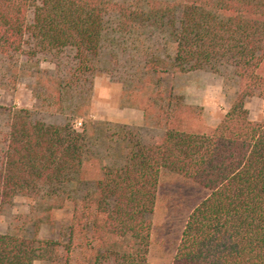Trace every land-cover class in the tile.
I'll list each match as a JSON object with an SVG mask.
<instances>
[{"label": "trees", "instance_id": "16d2710c", "mask_svg": "<svg viewBox=\"0 0 264 264\" xmlns=\"http://www.w3.org/2000/svg\"><path fill=\"white\" fill-rule=\"evenodd\" d=\"M43 56L55 68L43 105L64 123L0 105V215L32 200L31 228L0 230V264H148L161 174L208 191L191 211L172 264H264V0H0V58ZM205 71L234 97L207 132L202 110L168 90L166 75ZM107 74L161 130L89 115L94 78ZM13 76V74L11 75ZM81 126H75L76 121ZM71 206L67 241L41 224Z\"/></svg>", "mask_w": 264, "mask_h": 264}, {"label": "rangeland", "instance_id": "374dc122", "mask_svg": "<svg viewBox=\"0 0 264 264\" xmlns=\"http://www.w3.org/2000/svg\"><path fill=\"white\" fill-rule=\"evenodd\" d=\"M55 65L43 56L28 59L26 56L14 59L0 58V105L17 106L32 110L36 116L50 123H64L61 114L46 110L43 105L44 86L47 75L37 73L52 71ZM264 72V70H263ZM13 74V76H11ZM168 90L183 96L186 104L202 110L201 123L204 130H213L227 113L234 97V89H227L223 78L212 72L193 71L166 75L163 81ZM143 96L124 92L123 85L107 74L94 78L93 94L89 115L94 120L132 124L142 128L146 140L157 136L161 130L154 122L147 121L139 105ZM249 117L256 122L264 123V102L253 97L246 103ZM81 126V121L75 123ZM208 191L192 184L181 176L164 171L160 177L155 212L151 219L153 230L148 264H172L178 243L181 239L187 219L194 207L201 202ZM32 200L19 196L0 215V230L14 229L20 226L30 227L34 218L31 214ZM71 206L55 210L50 222L41 224L40 238L67 241L69 226L72 222ZM87 235L78 232L73 252L74 264H80L84 249L82 244ZM34 264H50L37 260Z\"/></svg>", "mask_w": 264, "mask_h": 264}, {"label": "crops", "instance_id": "0c3cea01", "mask_svg": "<svg viewBox=\"0 0 264 264\" xmlns=\"http://www.w3.org/2000/svg\"><path fill=\"white\" fill-rule=\"evenodd\" d=\"M263 102H264V100H263Z\"/></svg>", "mask_w": 264, "mask_h": 264}]
</instances>
